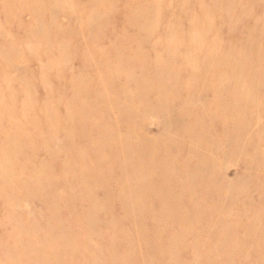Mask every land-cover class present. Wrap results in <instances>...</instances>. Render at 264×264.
<instances>
[{"label": "rangeland", "instance_id": "374dc122", "mask_svg": "<svg viewBox=\"0 0 264 264\" xmlns=\"http://www.w3.org/2000/svg\"><path fill=\"white\" fill-rule=\"evenodd\" d=\"M208 1L0 0V264H199L198 252L213 245L224 252L215 264H264V114L248 106L246 130L234 135L229 126L223 136V111H215L210 133H195L192 150L171 122L176 102L162 108L157 100L159 86L164 100H181V84L202 77L206 52L188 34L206 28ZM257 11L245 20L259 19ZM207 21L211 37L226 34L227 22L220 30L213 17ZM212 100L198 93L191 105L203 110ZM169 129L176 137L168 148ZM151 136L158 140L147 147ZM94 137L102 140L97 147ZM168 168L176 185L166 180ZM96 179L110 184L92 192L83 183ZM208 179L223 190L218 202L206 201L214 217L198 221L181 188ZM80 192L93 194L96 214L88 199H73ZM173 197L177 212H187L183 222L203 235L195 248L174 225L182 220L159 210ZM224 209L228 233L219 226ZM171 237L180 247L168 253Z\"/></svg>", "mask_w": 264, "mask_h": 264}, {"label": "bare ground", "instance_id": "6f19581e", "mask_svg": "<svg viewBox=\"0 0 264 264\" xmlns=\"http://www.w3.org/2000/svg\"><path fill=\"white\" fill-rule=\"evenodd\" d=\"M242 3V0H209L208 3H206V5L203 7L206 8V12L208 15H205L206 18L208 19L209 17H213L215 23L218 25H216L218 29L222 30V26L226 22L228 24V27L226 26V34H218V36L221 35L222 37H211L212 35H210L209 31L212 30V28L208 26V21L206 19V28H204L202 33L188 34L190 38H194L195 40H197V47L195 48L198 49L203 47L205 49L206 56L200 63L202 67V77L198 80V82L190 78L186 83L184 81L181 84L182 90L185 93V97L181 100H176L174 98H172L171 100H164L161 96L162 86H159L160 93H158L157 100L161 102L162 108H169L172 103L176 102L178 107L176 108L177 111L174 113L175 115L171 118V122L174 124V127H176L180 135L188 139V145L192 150L197 147L193 139L195 133H199L202 135L210 133L208 132V129L211 130V121L216 115L215 111H223L222 114H218L220 121L219 131L223 136L228 130H230L229 126H232L231 131L234 135L238 133V131L246 130V119L248 116H246L245 113L248 106L255 107V109L264 114V0H253V5H244L243 7L241 6ZM232 5L237 7L238 10H230L234 8L232 7ZM253 7L260 9L261 12L257 11L260 14V18L253 20L251 23L245 20L244 16L245 14L250 12L251 8ZM241 29L244 30L243 34H234V32ZM215 58L218 60L215 61ZM197 65H199L198 62ZM191 66L192 60L184 64V67L185 69L187 68V70H191V68H193ZM241 79H249L251 80V82L248 81V85H243ZM245 83L247 84V82ZM259 88L262 89V94L260 93ZM198 93H210L212 95L213 102H210V104H206L203 110L195 109L191 105L192 103H194L192 101L195 95H198ZM259 95L261 97V102L256 99ZM203 97L208 96L203 95ZM186 117H194L195 121L193 123L186 122ZM162 121L165 122L166 119L164 118ZM128 130L129 133L135 132L133 128H130ZM170 131L171 130L169 129L167 134L168 137L164 138L163 140L164 146L168 148L170 145H172L171 143L175 141L176 137L175 134L171 135ZM157 140L158 138L151 136L147 138V142L145 144L147 147L149 146V142L152 143L151 145H155ZM101 143L102 140L98 141L96 137H94L91 144L94 147H97ZM238 144L239 142L234 143L235 147ZM120 148V152H122L121 154H126L127 150L125 148H122V146ZM238 149L239 151H241L240 147H238ZM204 150L205 152H208L206 147L204 148ZM150 156L153 162L157 161V165L159 167H162V165L164 168L166 166H169L166 157H163L161 159L160 156L157 157V155L153 153H150ZM250 159L251 158H249L248 161H250ZM253 159H251V162L255 161V159ZM123 165L124 164H121L120 166L123 168ZM201 168H203V166H201L200 169ZM169 170L170 168H168V171ZM171 172L172 170L167 174H170ZM170 175L172 178L166 177L168 178L166 180H168L169 184L176 185L179 182L178 179L174 178L173 172ZM94 180L83 181L84 184H89L92 192L98 191L101 188L102 184L103 187L110 184L109 179H96L97 181ZM120 182H117L115 185L119 191L124 186ZM187 182L192 184L191 188H181V191L183 196L187 200V206L192 209L194 214L197 213V215H195L197 216V220L200 221L201 219L203 220L209 216L214 217V211L208 210L205 207V204L207 199L218 202L219 194L223 189L220 187H215L211 183L210 179L202 181L197 185H195L192 180H187ZM153 194L154 193L152 192L148 193V195L145 196L142 201H139V204L148 200L150 201ZM250 197L251 196H243L242 201L248 202L251 200ZM75 198L77 200L88 199V204L93 209H91V211L89 212L92 215L93 213L96 214L97 210H99L100 208V204L95 201V198L93 197V194L91 192L90 194H86L85 192H80L78 194L73 193V199ZM173 198L174 199L170 204L171 208L170 206L168 207V209L159 207V210L173 216L176 215L178 217V221L182 220L178 223H175L174 225L181 226V229L185 233L187 232L189 234V238H191L192 240L190 242V245L192 244L191 247L195 248V244L193 242H196L199 237L203 238V235L200 236L197 233V224L183 222V220L187 218V212H177V209H179V207L175 206L174 201H176V199L175 197ZM175 212L177 213L175 214ZM226 212L230 211L224 209L223 211L218 212L220 214L219 226L221 231L228 233L230 229H228V226L223 221ZM131 221L134 222L137 220L134 217H131ZM244 229L248 231V233H252L253 235L256 234V229L253 225H245ZM172 237L169 243V245H171L172 247H169L168 253H172L174 251V246H177L176 248L180 247L177 245V240ZM254 237L257 238L258 236ZM261 243L262 241L260 240L258 244H256L258 248L261 247ZM186 247L188 248V246ZM204 247H202L200 252H198L196 258L194 259V261L196 260L199 264H215V253L222 255L224 254L222 250H216L218 246H208L209 249H205ZM253 248L255 249V247ZM143 263L149 264L146 259L143 260ZM169 264L176 263L173 260Z\"/></svg>", "mask_w": 264, "mask_h": 264}]
</instances>
